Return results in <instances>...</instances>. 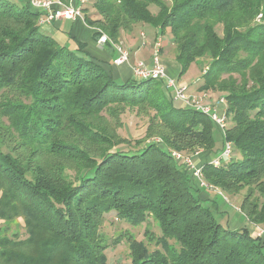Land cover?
Here are the masks:
<instances>
[{"label": "trees", "instance_id": "trees-1", "mask_svg": "<svg viewBox=\"0 0 264 264\" xmlns=\"http://www.w3.org/2000/svg\"><path fill=\"white\" fill-rule=\"evenodd\" d=\"M88 3L84 18L109 45L136 23L158 29L154 47L170 29L178 79L210 58L202 83L188 90L222 94L223 142L240 157L207 161L203 173L225 193L247 188L240 208L264 226V0H94L97 19ZM40 15L25 0H0V218L23 217L27 232L0 238V264H108L100 228L110 213L137 226L153 217L161 229L153 251L124 234L130 264H264V237L223 225L171 153L219 154L213 119L176 100L162 80H117L84 43L71 47L44 32ZM127 107L149 113L137 148H122L133 143L117 131Z\"/></svg>", "mask_w": 264, "mask_h": 264}, {"label": "rangeland", "instance_id": "rangeland-1", "mask_svg": "<svg viewBox=\"0 0 264 264\" xmlns=\"http://www.w3.org/2000/svg\"><path fill=\"white\" fill-rule=\"evenodd\" d=\"M14 1L18 3V0H14ZM64 1L65 3L66 2L68 3L69 1L72 3H76V0H64ZM93 2L94 0H90L87 6V10L90 12V15L93 16V19H97L99 17V14L95 10L93 6ZM150 8H151V11L154 13L158 11V7L155 4H152ZM260 18H261V15L258 16V20H260ZM217 29L220 33H222V27L220 25L217 27ZM157 33H158V29L154 27L152 24L136 23L133 26L132 31L128 32V36L126 37V35L121 34V38L122 37L128 38L131 43L130 44L131 47H134L140 44L139 48L137 49V53L135 55L138 59L137 61H145L149 63L152 60V53L154 49V39ZM160 36H162V34H160ZM162 40L165 43L163 54H161L162 62L164 61V59H174L175 60L176 44L173 43V36L170 32V29L166 32L165 35L162 36ZM116 42L117 41H115L114 43ZM120 42H122L123 47L129 51L128 45L126 44L124 39H120ZM144 42H146L145 45H144ZM118 55H119V52H118ZM135 63L136 62L130 61V64L132 65V68H131L132 72H133V67H134L133 64ZM124 64H129V63H124ZM209 66H210V58L203 57V59L200 60V63L199 62L192 63L189 69L187 70V72L181 77V79L185 81L186 83L181 81L178 78L177 79L179 82L188 84L191 89L196 90L197 88L196 86L199 87V85L202 83L203 76H204L203 74L209 69ZM233 75L239 78V74L234 73ZM228 76H229L228 73H225L223 75V77H226V78ZM3 91L4 89H0V101L2 100L1 98L2 94H5V91L4 92ZM170 93H171V96H173L174 94L173 90L172 92L170 90ZM205 94H207L208 96L211 94L212 100L215 103L217 102V99L219 100L220 98L223 97L220 92L212 91V90L210 91L208 90ZM205 101H209V99H205ZM148 114H149L148 112H144V111L141 112V110H137V108L127 107L125 109V111L123 112L121 116L122 125L117 129V131L121 137L128 138L129 140H131L133 144L122 145V148H137V146L134 145V142L139 139L147 138L146 131H147V127L149 124ZM3 120L2 121L5 124L8 123L6 119H3ZM213 133H214V138H215V143H216L215 151L221 153L224 147L223 133L220 130V128L217 126H214ZM158 139H159L158 136H151L150 138L147 139V141H157ZM170 150L179 151L186 156L190 155L189 157H192L193 161L196 156L202 155L204 153H205L204 155L209 158L207 159L208 161H211L220 155V153L213 154L207 151V149L203 147H197L193 151L177 150V149H170ZM213 155L215 156L213 157ZM236 157H240L239 151L233 150L232 158H236ZM194 181L196 180L194 179ZM196 182L194 183L196 184ZM247 192H248L247 188L243 189L241 192L237 194L225 193L219 187L218 189L217 188L201 189L202 196L207 198L206 195H208V198H209L208 202L207 201L204 202L205 205L210 206L211 204L214 203L215 204L213 205L214 214L216 215V217L219 219V221L223 225L230 227V228L233 227L231 222L234 219L241 220V218L242 219L247 218L240 208L241 202ZM217 207L220 210L226 211V213L221 215V213H219L218 210H216ZM260 226L264 228L263 225H260ZM146 228L150 231L149 235L145 233ZM100 232L102 233L104 242L109 243L108 247L104 251L107 257L108 264H130L131 263L129 245L124 236V234L126 233H129V235L134 234V236L138 240L145 241L151 251L157 248H160V245L156 243V240L158 236L161 234V229L153 217H149L147 222L142 223L137 226V225L129 224L127 221L117 218L114 213H110L109 215L105 216V221L100 228ZM3 236H8L14 239H16L17 237L20 239L25 238L27 236V232H26L23 217H18L11 221H6L0 218V238H2ZM115 239H118L120 242L115 244L114 242Z\"/></svg>", "mask_w": 264, "mask_h": 264}, {"label": "built area", "instance_id": "built-area-1", "mask_svg": "<svg viewBox=\"0 0 264 264\" xmlns=\"http://www.w3.org/2000/svg\"><path fill=\"white\" fill-rule=\"evenodd\" d=\"M29 3L35 10L41 12L39 17V24L43 28L47 25H51L58 20H76L84 18V7L89 2V0H76V3L66 2L64 0H25ZM86 21V20H85ZM97 31L101 29L97 28ZM110 41L109 36L102 32L98 38V42L101 44H106ZM162 46L161 38L155 41L154 51L152 53L151 63L145 61H138L133 64V75L137 79H155L162 80L165 82L168 89L173 90V96L176 100L182 101L185 106L194 108L204 114L209 115L216 125L220 128L223 134H225L228 127V116L226 114V101L222 97L217 103L205 102V94H192L188 90L187 84L179 82L176 77L169 75L167 68L162 62V55L160 52V47ZM119 55L114 59V64L122 65L124 63H130V54L123 45L120 43L116 46ZM205 96V97H204ZM233 143L231 141H226L224 143V150L222 153L211 160V163L215 165H220L223 161L230 160L233 153ZM172 155L179 161L184 162L186 168L190 171L194 179L198 182L199 186L202 188H217L205 179L203 173V166L195 164L190 155L186 156L179 151H171ZM254 233L259 236H264V228L257 226Z\"/></svg>", "mask_w": 264, "mask_h": 264}, {"label": "crops", "instance_id": "crops-1", "mask_svg": "<svg viewBox=\"0 0 264 264\" xmlns=\"http://www.w3.org/2000/svg\"><path fill=\"white\" fill-rule=\"evenodd\" d=\"M21 2V1H19ZM96 26H92L87 21L79 18L76 20H60L57 22H54L51 25H47L43 27L44 32H46L48 35L55 37L59 42L62 44L69 45L71 47H75V40L82 42L85 44V49L92 55V57L97 60L98 62H101L106 67L110 68L113 73L114 77L119 81H125L128 78L134 76L132 72V65L129 64H123V65H116L114 64V59L118 56V51L116 46L118 44H122L120 42V39H124L126 44L128 45L129 52H130V61L131 62H138L137 57L135 56L137 53V49L139 48L140 44L134 47L130 46V41L128 38L127 32H122V35H126V37L120 36V38L117 40L116 43L112 44H101L98 42V38L96 37L97 32ZM144 38V37H143ZM146 42H144V45ZM152 61V60H151ZM165 61V62H164ZM163 64L167 68V71L170 76L179 78V71H180V65L176 61V59H164ZM151 63V62H149ZM180 80L183 81L180 77ZM185 82V81H183ZM186 83V82H185ZM197 90V89H196ZM214 98V97H213ZM205 154V153H204ZM204 154L196 156L195 157V163L199 166H202L204 163H206L209 159ZM215 155H213L214 157ZM207 160V161H206ZM202 196V193H201ZM206 197H203L204 199L209 200L208 195ZM230 224V223H229ZM232 228H243L248 227L253 233L256 230V225L251 223L249 220L246 219H238L233 220L231 222Z\"/></svg>", "mask_w": 264, "mask_h": 264}]
</instances>
